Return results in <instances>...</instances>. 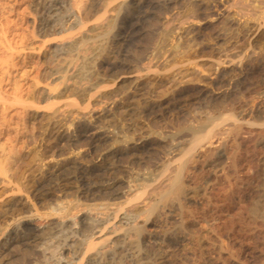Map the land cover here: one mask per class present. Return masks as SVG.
<instances>
[{
	"label": "rangeland",
	"instance_id": "rangeland-1",
	"mask_svg": "<svg viewBox=\"0 0 264 264\" xmlns=\"http://www.w3.org/2000/svg\"><path fill=\"white\" fill-rule=\"evenodd\" d=\"M91 1L77 0L70 10L82 14ZM94 1L98 10L107 2ZM149 1L125 0L110 27L106 20L118 2L113 1L105 21L86 24L87 42L56 58L53 49L62 45L63 37L36 36L32 0H0L3 95L13 98L18 93L26 99L29 92L40 96L50 88L57 94L64 89L55 85L59 74L70 77L67 93L56 104L37 102L22 114L16 108L6 116L0 113V128L9 126L0 135V239L22 216L38 213L44 219L37 218V225L47 227L62 220L52 216L60 205L74 208L79 217L94 203L89 198L78 201L85 181L71 178L69 185H60L51 181L54 174L70 170L72 177L76 168L91 172L97 166L110 167L107 178L118 181L121 192L110 201L116 208L125 196L135 194L127 192L129 185L151 175L166 173L168 178L186 158L195 133L203 135L222 123L223 133L206 145L209 153L187 175L191 196L206 191L213 202L225 196L219 222H208L203 206L186 210L171 205L151 215L148 223L141 216L145 230L138 246L145 247V262L154 260L156 242L168 240L164 264H264V252L240 253L241 247L253 248L241 243L240 235L258 219L264 221V181L255 195L248 193L251 186L242 181L253 170L249 166L238 174L235 164L242 159L250 163L252 154H241L231 142L242 136L264 143V113H250L257 108L264 112V0H173L164 9L150 8ZM73 24V19L64 23ZM129 34L131 40L124 38ZM75 75L87 76L83 84L90 88L84 96L78 93L83 85ZM233 120L242 128L230 132ZM115 149L118 154H110ZM13 202L18 207L5 211ZM190 211L192 217L185 218ZM14 257L6 264L20 261ZM130 260L126 264H136Z\"/></svg>",
	"mask_w": 264,
	"mask_h": 264
},
{
	"label": "bare ground",
	"instance_id": "bare-ground-1",
	"mask_svg": "<svg viewBox=\"0 0 264 264\" xmlns=\"http://www.w3.org/2000/svg\"><path fill=\"white\" fill-rule=\"evenodd\" d=\"M113 1L118 2L116 4V7L112 10L114 13L113 15H111L112 18L106 20V22L108 21V26L110 27L115 24V17L119 16L121 11L124 9L125 0H107L102 10L97 9L96 5L98 4H96V1L93 0L86 7L85 12L82 14L80 13L81 10L76 13L70 10L71 6L77 4V0H75V2L74 0L73 2L72 0H32L31 14L33 13L32 15H34V24L32 26L33 32L36 34V36H39L41 38H47L57 35H61V38L63 37V40L61 39L63 42L62 45H57L55 48L53 47V55H55V57L57 58L63 53L76 48L79 44L84 43L88 39L89 34L86 30V24H88V22L92 19L96 21L104 19L105 21V16H107L109 7L111 6V3ZM172 3L173 0H151L149 1L148 6L150 8L152 7L153 9L163 8L171 6ZM67 19L74 20L73 26L67 27L64 25L65 20ZM140 21H142V18H140ZM94 30H96L95 26H93L90 31L94 32ZM108 30L105 32H108ZM34 33L30 34L33 35ZM73 33L76 34L73 35ZM124 38H127V40L130 39V34ZM56 40L57 39H54L52 44ZM51 41H49L50 44ZM49 42L47 44H49ZM9 58L11 57L7 56L5 59L8 60ZM0 63L3 64L1 60ZM60 74L57 78L58 83L55 85H64V89L62 91H59L57 94H53L52 90L54 89L50 88V91H48L49 93L47 91L44 92V90V93L40 96H38L34 91L29 92L27 94L28 98L26 99L24 98V96L18 95V93L14 95L13 98H7L5 95H3L0 88V113L2 112V114L6 116L8 115V111L16 108L18 109L16 114H22L27 109L35 107L34 105H36L37 102L48 103V105L51 104L52 106V103H54L53 101L63 97L68 90L66 84L70 81V77L67 75V72H64L63 75ZM86 77H84L83 79L78 77L83 85V87L78 85L79 87H82L79 88L78 93H80L82 96H84L88 88H90L88 85L83 84V80H85ZM54 104H56V102ZM250 113L252 115L256 114L258 116L263 114L264 112H262L261 108H257ZM241 128L242 126L239 124V121L233 120V126L228 130L232 132L233 130L236 131L240 130ZM222 130V123H219L214 125L213 128H211L203 135H197V133H195L196 136L193 135L194 139L192 141V144L186 151V155H184L186 158L183 159L180 164H178L171 176H167L168 178H166L165 173V175H163L162 177L159 176V178L158 176L155 177L153 175L155 177L154 178L151 175L149 177H144L137 180L136 185H129L130 187H126L128 190L127 192H129L130 194L135 193L133 197L129 199V196H125L122 192V194L127 197V200L125 199L126 201L117 203L119 205L116 206V208L113 207L114 209L111 208V206H113L114 204H111L110 201L112 199L115 200V197L119 196L121 192L120 190H118L119 192L117 191L118 181L107 178V175L110 174V167L106 165L97 166L95 169L96 171L90 169L91 172H87V170L81 172V170L78 171L77 168L74 169L75 167H73L74 172H72V177H70L71 173H68L70 171L69 169H67L69 170L67 173L61 172L54 174V178L51 179V181L53 182V180H58V183H60V185H69L71 183V178H78L81 181H85L87 186L83 185L84 188L80 192V198L78 201L79 203H81V198H89L92 200L91 202L94 201V203L87 205L85 211L83 209L84 212L79 217H77L78 212L75 214L76 210L74 208L70 209V207H68L67 205V207H60V205L59 208L57 207L58 209L52 210V216L54 215L55 217L56 215L62 220L57 222L56 224L54 223L55 225L50 224L47 227H42L41 224L37 225V218L44 219L42 216H39L38 213L32 215L31 218H25V216H22L18 222L11 225L10 229H6L1 236L0 264H6V262L8 263L9 260L12 259L10 258L12 256L17 257L20 260L19 261L17 259L19 262L15 264H126L130 259L131 263L133 262L136 264L142 262H144V264H164L162 260H164L165 258L164 256L166 251L163 252V248L166 247L165 245H168V240H161L159 242H156V245H158L159 247H157L158 252L156 253L154 260H152L151 262H145L147 261V259H145V247L141 248L140 246H138L141 245L139 244V241L143 230H145V227H142V225H140V218L141 216L146 215V217L144 218L145 222L143 221V223H148L151 215H153L159 209L161 210L171 205L172 209H179L178 207L174 208V205L178 204L180 209L185 208L186 210L190 208L192 209L193 206L195 208L203 206L205 208H203L202 212H204L206 220L213 223L219 222V218L217 217V215L222 212V208L226 204L227 199L225 198V196L220 198V201H218L217 199L216 202H213L211 200V197H209L210 195H208V193H205V190L203 194V191L201 192L202 195L196 193V195L191 196L192 192L187 189L189 182L187 175L190 172L195 173L198 167L197 163L200 162L199 160L205 158L209 153V149L206 148V145L219 137V134H221ZM8 132L9 126H2L0 128V135L6 134ZM60 138H62V136H60ZM95 140L97 143L101 140V138L98 137ZM252 141L253 140L250 141L247 138L238 136L237 138L232 139L231 142L233 146L241 152V154H252L250 163H247L242 159L237 161L235 165L238 174H242V172L248 170L247 168L251 167L250 169L253 170V176H251L247 180H243L242 182H246L247 185L249 184L251 187L248 189V193L250 195H255L257 193L256 188L260 186L262 181H264V143L262 142L256 144L257 142L255 143L253 141L254 143L251 144ZM118 151L119 150L115 149L114 151H111L110 154L116 155L118 154ZM107 154H109V152ZM0 171H2L1 166ZM109 176L111 175H108V177ZM90 181H93L94 183L91 184ZM167 182L168 188H160L163 183ZM256 183H258L257 186H253ZM43 188L46 189L45 186H43ZM240 188H242V186H240ZM258 197L256 199H258ZM256 199L254 198L252 200ZM16 207H18V203L13 202L12 205H9L5 211L9 213L13 212ZM72 210H75L74 213H72ZM72 214L73 216H71ZM192 214V212L185 213V218L192 217ZM255 223L256 224L253 225L254 227L252 230H249L248 232L245 231L244 235H240L241 243L253 246V248L243 249L241 247V254L252 255L256 253L255 251L260 253L264 252L263 218L258 219ZM215 227H217V225L214 226V228ZM239 234L241 233L239 232ZM132 235L133 237H136L135 241L137 242H133ZM133 243H138L136 248L132 247ZM15 257L14 259H16ZM158 259L160 260L158 261ZM11 263L12 262H10L9 264Z\"/></svg>",
	"mask_w": 264,
	"mask_h": 264
}]
</instances>
